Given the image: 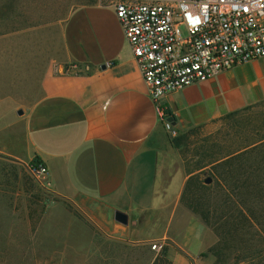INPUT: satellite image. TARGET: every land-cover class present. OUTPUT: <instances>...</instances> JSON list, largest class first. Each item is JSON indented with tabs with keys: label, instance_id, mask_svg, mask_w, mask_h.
<instances>
[{
	"label": "crops",
	"instance_id": "0c3cea01",
	"mask_svg": "<svg viewBox=\"0 0 264 264\" xmlns=\"http://www.w3.org/2000/svg\"><path fill=\"white\" fill-rule=\"evenodd\" d=\"M51 23L0 35V155L28 164L38 157L49 191L94 228L96 245L105 239L165 253L171 264H212L210 231L180 202L188 175L113 9L99 0L73 8L58 47L40 34ZM263 102L261 58L161 104L182 133Z\"/></svg>",
	"mask_w": 264,
	"mask_h": 264
},
{
	"label": "rangeland",
	"instance_id": "374dc122",
	"mask_svg": "<svg viewBox=\"0 0 264 264\" xmlns=\"http://www.w3.org/2000/svg\"><path fill=\"white\" fill-rule=\"evenodd\" d=\"M94 1L0 0V35L49 18L40 34L58 47L67 13ZM166 135L188 175L184 201L207 219L212 264H264V102L207 127ZM208 177L207 190L196 191L194 184ZM97 243L94 228L49 191L46 177L0 155V264H165L150 249Z\"/></svg>",
	"mask_w": 264,
	"mask_h": 264
},
{
	"label": "built area",
	"instance_id": "2783aa9c",
	"mask_svg": "<svg viewBox=\"0 0 264 264\" xmlns=\"http://www.w3.org/2000/svg\"><path fill=\"white\" fill-rule=\"evenodd\" d=\"M124 32L149 98L170 137L162 99L220 73L264 58V0H99ZM46 177L39 164L29 167ZM160 243L151 245L158 252Z\"/></svg>",
	"mask_w": 264,
	"mask_h": 264
},
{
	"label": "trees",
	"instance_id": "16d2710c",
	"mask_svg": "<svg viewBox=\"0 0 264 264\" xmlns=\"http://www.w3.org/2000/svg\"><path fill=\"white\" fill-rule=\"evenodd\" d=\"M248 110V109H247ZM246 111V110H245ZM166 113L168 114V116L169 117H171V114H170V112L168 111V110H166ZM240 113V112H239ZM239 113H234V114H231V115H229L228 117H233V116H236V115H238ZM227 118V117H226ZM232 158H234V157H232ZM231 158H229V159H227L226 161H224V164H228L229 163V161L228 160H230ZM261 160H264V157H263V159H261ZM39 164H42L43 165V163L40 161V159L38 158V157H34L31 161H30V163H29V167H37ZM231 166V165H230ZM238 167H236V165H233V167L231 168V171L232 172H236V174L238 173ZM222 182H226L225 181V179L222 181ZM189 181H187L186 182V186H185V189H184V191H183V193H182V197H181V200H180V202H181V204H183L184 205V207L186 208V209H188L190 212H192L194 215H196L205 225H206V221H207V219H206V217L204 216V215H202L203 213H201V214H199L198 212H197V210L192 206L191 207V205H189L188 203H185V193L187 192V189L189 188ZM195 186H194V189L196 190V191H198V192H201L202 194L207 190V188L209 187V186H206V185H204L202 182H200V183H197V184H194ZM219 187L221 188V190L222 191H224L225 189H224V185H222L220 182H219ZM251 187V186H250ZM204 200V199H203ZM203 212V211H202ZM161 256H162V263H165V264H171L166 258H165V253H162L161 254ZM153 264H155V263H153Z\"/></svg>",
	"mask_w": 264,
	"mask_h": 264
},
{
	"label": "water",
	"instance_id": "95a60500",
	"mask_svg": "<svg viewBox=\"0 0 264 264\" xmlns=\"http://www.w3.org/2000/svg\"><path fill=\"white\" fill-rule=\"evenodd\" d=\"M101 69H105V65H102V66H101ZM17 114H18V115H22V111L19 110V111L17 112ZM167 121H168V122H171V123H174L172 117H169V118L167 119ZM211 182H212V179L209 178V177L206 178V179H204V184H205V185H209V184H211ZM114 220H115L116 222H118L119 224H122V225H127V224H128V216H127L126 214L120 212V211H115V212H114Z\"/></svg>",
	"mask_w": 264,
	"mask_h": 264
}]
</instances>
